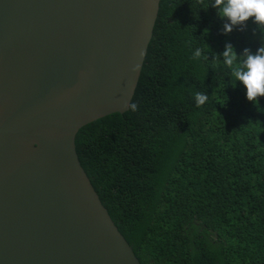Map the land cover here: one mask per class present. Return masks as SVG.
Segmentation results:
<instances>
[{"label": "trees", "instance_id": "1", "mask_svg": "<svg viewBox=\"0 0 264 264\" xmlns=\"http://www.w3.org/2000/svg\"><path fill=\"white\" fill-rule=\"evenodd\" d=\"M205 3L161 0L137 109L75 137L82 168L141 264H264V97L247 101L213 60L226 43L238 56L255 53L264 34L251 19L222 34ZM197 46L209 61L191 59ZM197 91L209 95L199 108Z\"/></svg>", "mask_w": 264, "mask_h": 264}, {"label": "water", "instance_id": "2", "mask_svg": "<svg viewBox=\"0 0 264 264\" xmlns=\"http://www.w3.org/2000/svg\"><path fill=\"white\" fill-rule=\"evenodd\" d=\"M160 3L0 0V264H141L75 137L129 110Z\"/></svg>", "mask_w": 264, "mask_h": 264}, {"label": "clouds", "instance_id": "3", "mask_svg": "<svg viewBox=\"0 0 264 264\" xmlns=\"http://www.w3.org/2000/svg\"><path fill=\"white\" fill-rule=\"evenodd\" d=\"M209 6L216 9L218 18L224 22L222 34H230L236 28L242 30L250 19L264 34V0H206L201 9L206 10ZM191 59L195 62L209 61L202 46L193 49ZM215 59L229 68L236 83L239 82L244 87L247 101L254 106L259 105L258 98L264 97V46L255 53L246 48L238 56L233 45L226 43L224 51L213 56V60ZM132 70L135 71V67ZM194 100L199 108L208 102L209 95L197 91L194 93ZM127 107L132 111L137 109L135 103H129Z\"/></svg>", "mask_w": 264, "mask_h": 264}]
</instances>
